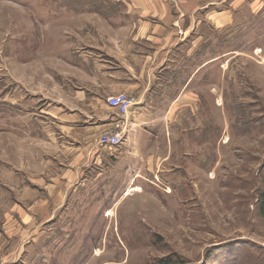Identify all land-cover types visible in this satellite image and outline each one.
I'll return each instance as SVG.
<instances>
[{"label":"rangeland","instance_id":"374dc122","mask_svg":"<svg viewBox=\"0 0 264 264\" xmlns=\"http://www.w3.org/2000/svg\"><path fill=\"white\" fill-rule=\"evenodd\" d=\"M194 1L235 12L204 26L222 55L208 122L142 143L138 181L128 165L117 186L110 162L102 190L77 184L114 147L113 129L90 135L108 96L93 90L129 56L120 23L137 15L128 0H0V264H264V0ZM73 111L85 118L65 127Z\"/></svg>","mask_w":264,"mask_h":264},{"label":"crops","instance_id":"0c3cea01","mask_svg":"<svg viewBox=\"0 0 264 264\" xmlns=\"http://www.w3.org/2000/svg\"><path fill=\"white\" fill-rule=\"evenodd\" d=\"M128 3L133 15H137V20L127 25L120 23L121 30L129 26L134 31L127 42L129 56L121 69L105 73L98 83L101 88L93 92L108 95L107 98L127 93L134 104L126 116L120 117L105 101L100 113L90 119L92 137L106 127L121 132L123 140L110 151L96 148L92 161L94 169H82L78 173L80 189L89 183L95 186L88 187L111 189L105 171L110 162L117 186L122 184L128 165L134 167L130 179L138 181L137 167L146 160L142 143L172 142L169 127L179 125L178 120H194L195 126L202 127L207 124L204 105L210 94L209 68L222 55L210 59V38L204 33V26L208 28L210 22L216 28L229 26L235 14L225 9L210 11L208 6H199L194 0H128ZM252 6L251 3L249 7ZM223 65L225 67V64L221 67ZM70 115L62 119L65 127L67 122L75 128L81 118H85L79 111ZM169 152L172 154V146ZM131 183H124V188L128 189Z\"/></svg>","mask_w":264,"mask_h":264},{"label":"built area","instance_id":"2783aa9c","mask_svg":"<svg viewBox=\"0 0 264 264\" xmlns=\"http://www.w3.org/2000/svg\"><path fill=\"white\" fill-rule=\"evenodd\" d=\"M107 104L115 109L117 113L126 115L134 104L133 98L127 93H118L110 95L107 98ZM107 145L111 147L117 146L122 142L121 132H115L107 137L105 140Z\"/></svg>","mask_w":264,"mask_h":264},{"label":"trees","instance_id":"16d2710c","mask_svg":"<svg viewBox=\"0 0 264 264\" xmlns=\"http://www.w3.org/2000/svg\"><path fill=\"white\" fill-rule=\"evenodd\" d=\"M260 214L262 216H264V195L262 197L261 204H260ZM165 264H167V263H165Z\"/></svg>","mask_w":264,"mask_h":264},{"label":"bare ground","instance_id":"6f19581e","mask_svg":"<svg viewBox=\"0 0 264 264\" xmlns=\"http://www.w3.org/2000/svg\"><path fill=\"white\" fill-rule=\"evenodd\" d=\"M98 263V262H97Z\"/></svg>","mask_w":264,"mask_h":264}]
</instances>
